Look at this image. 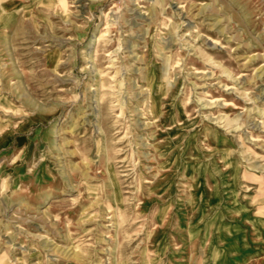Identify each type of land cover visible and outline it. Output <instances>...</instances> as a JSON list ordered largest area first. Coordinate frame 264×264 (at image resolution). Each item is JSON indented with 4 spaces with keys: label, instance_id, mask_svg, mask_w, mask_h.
Instances as JSON below:
<instances>
[{
    "label": "rangeland",
    "instance_id": "1",
    "mask_svg": "<svg viewBox=\"0 0 264 264\" xmlns=\"http://www.w3.org/2000/svg\"><path fill=\"white\" fill-rule=\"evenodd\" d=\"M0 264H264V0H0Z\"/></svg>",
    "mask_w": 264,
    "mask_h": 264
}]
</instances>
